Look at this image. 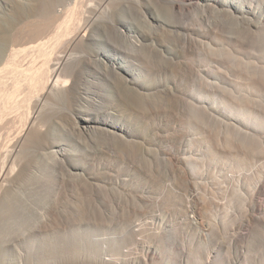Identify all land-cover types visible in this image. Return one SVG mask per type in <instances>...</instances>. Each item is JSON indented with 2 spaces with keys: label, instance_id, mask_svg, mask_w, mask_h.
I'll list each match as a JSON object with an SVG mask.
<instances>
[{
  "label": "rangeland",
  "instance_id": "rangeland-1",
  "mask_svg": "<svg viewBox=\"0 0 264 264\" xmlns=\"http://www.w3.org/2000/svg\"><path fill=\"white\" fill-rule=\"evenodd\" d=\"M181 1L175 20L164 0L114 4L110 24L141 31L144 50L128 56L114 32L99 38L131 83L106 108L96 95L95 116L98 68L87 62L75 101H48L43 134L0 198V264H134L147 249L156 264H264V0H237L234 20ZM79 14L74 0H0V42L23 48L18 31ZM75 118L102 132L82 142Z\"/></svg>",
  "mask_w": 264,
  "mask_h": 264
},
{
  "label": "bare ground",
  "instance_id": "bare-ground-1",
  "mask_svg": "<svg viewBox=\"0 0 264 264\" xmlns=\"http://www.w3.org/2000/svg\"><path fill=\"white\" fill-rule=\"evenodd\" d=\"M99 1V3L92 4V2L85 3L84 0H74L75 7L78 3L80 9L75 23L69 22L64 26L53 27L50 22L51 24H45L46 26L38 30L25 28L18 31L12 43L19 38L22 41H17V46H23V48L14 49L15 47L9 44L7 39L0 42V53L2 54L0 57V89L11 85L10 91L4 94L0 101V198H2V203L6 201L8 187H11L21 174L20 157L24 153L27 142L31 139H38V136L43 134L44 126L41 125L43 109L48 101L53 99L63 100L69 104L75 101L71 88L76 80L77 72L85 67L87 62L95 69L98 68L93 75L92 95L96 96L101 93V98L105 100L103 108H106V105L109 106L108 102L115 103L117 96L121 99L120 87L131 83V77L123 67L102 49L105 48V43L99 37L114 32L128 56L142 52L144 47L141 31L135 29L127 32L110 24L113 22L111 10L114 4L132 3L139 0ZM164 1L167 3L166 10L172 14L173 19L177 14L176 11L178 15H185L187 6L183 1ZM191 1L202 3L204 6L214 3V11L226 10L227 16L233 20L236 19L233 14L237 9V0ZM61 14L56 13L55 17L59 15L62 17ZM173 23L177 25L176 21ZM92 34H97V37L93 38ZM91 38L92 41L89 44ZM88 44L95 46L93 52L100 53H97L96 58L95 55L92 59L90 58L89 52L86 51ZM261 72L264 73V71ZM93 104L94 115L98 116V109L103 102L99 98L94 99ZM83 108L86 112L88 111L86 106ZM119 116L123 117V114ZM86 120L88 121V118ZM74 123L72 134L82 142L87 137L86 132L92 131L97 135L102 132L100 126L93 127L87 122L86 125H79L77 118L74 119ZM104 132L114 136L119 142L127 143L128 141L122 133L107 129H104ZM64 141L62 136L61 143ZM64 151L61 145L59 149L51 150L45 156L50 159L49 157ZM236 182L234 191L239 194L242 182L240 180ZM154 256L155 252L151 253L147 249L142 257L134 259V264H156ZM225 259L228 264H232L229 256ZM206 264H211V262L207 261Z\"/></svg>",
  "mask_w": 264,
  "mask_h": 264
}]
</instances>
